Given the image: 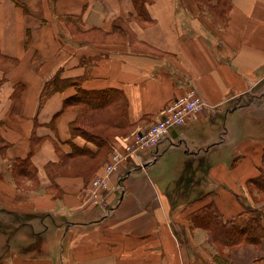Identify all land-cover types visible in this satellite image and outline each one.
<instances>
[{
	"label": "crops",
	"instance_id": "crops-1",
	"mask_svg": "<svg viewBox=\"0 0 264 264\" xmlns=\"http://www.w3.org/2000/svg\"><path fill=\"white\" fill-rule=\"evenodd\" d=\"M80 89L123 94L118 133L72 134ZM192 90L211 108L134 152ZM263 183L264 0H0V264H264L219 233Z\"/></svg>",
	"mask_w": 264,
	"mask_h": 264
},
{
	"label": "trees",
	"instance_id": "trees-1",
	"mask_svg": "<svg viewBox=\"0 0 264 264\" xmlns=\"http://www.w3.org/2000/svg\"><path fill=\"white\" fill-rule=\"evenodd\" d=\"M219 4H223V0H217ZM54 90L53 88H47L46 92L43 96V99H47V96L52 93ZM80 94H78L77 104L81 105V111H82V118L80 119V122L83 123L84 120L88 119L92 122V124H95L96 117L98 112L102 113L104 112V108L107 105H111L113 99H116L117 97L121 99L122 97L125 99L123 94L120 91L116 90H104V91H97V92H89L83 89L79 90ZM120 96V97H119ZM91 110V111H90ZM90 112V113H89ZM88 113V114H87ZM110 113H113L110 111ZM115 113L120 117L122 116V110H118ZM90 114V115H89ZM87 115V116H86ZM119 120H116L114 124L112 123L110 126L113 128L115 126V123ZM78 123L75 125H72V134H80L87 139H101L102 136L100 133H93L88 130L83 131V127L79 126ZM108 125L104 129H107ZM264 188V183L262 185ZM213 213V211H212ZM227 233L225 234L222 230V228H219L220 235L224 238L228 239L229 243H236L239 244L241 242L246 243H258L262 238H264V213L256 210L247 208L246 211L240 215L238 218L232 221L231 227L229 229L227 228Z\"/></svg>",
	"mask_w": 264,
	"mask_h": 264
},
{
	"label": "built area",
	"instance_id": "built-area-1",
	"mask_svg": "<svg viewBox=\"0 0 264 264\" xmlns=\"http://www.w3.org/2000/svg\"><path fill=\"white\" fill-rule=\"evenodd\" d=\"M211 107L202 99L196 90L183 98L175 100L165 111L164 117L153 124L148 130H138L135 133L137 137L136 149H149L155 150L163 140L169 136L170 130L181 127L186 124L188 118L197 115L199 112ZM155 157L152 159V161ZM114 163L108 167V174L114 171L118 157L113 158ZM145 166V165H144ZM143 165L141 167H144ZM98 187H108V178L100 179L96 182ZM114 189L119 192L123 191L122 182H118L114 185ZM109 213V209L106 210V215Z\"/></svg>",
	"mask_w": 264,
	"mask_h": 264
},
{
	"label": "rangeland",
	"instance_id": "rangeland-1",
	"mask_svg": "<svg viewBox=\"0 0 264 264\" xmlns=\"http://www.w3.org/2000/svg\"><path fill=\"white\" fill-rule=\"evenodd\" d=\"M223 1H224V4L226 2H228V0H223ZM223 18H224V16L221 15V19H223ZM95 115H97V117H96L97 122L95 124H90L88 119L87 120L85 119L83 123H78L79 126L83 127V129H82L83 131L88 130V131L93 132V133H100L102 136H106V135L112 134V133H114V134L118 133L116 131H113V129L110 126L112 123L114 124L113 120L116 121L119 118L117 113H110V111H106V112H102V113H97ZM106 125H108V128L104 129L106 127Z\"/></svg>",
	"mask_w": 264,
	"mask_h": 264
}]
</instances>
